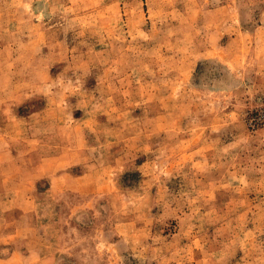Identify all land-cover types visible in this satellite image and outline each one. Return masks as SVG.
Instances as JSON below:
<instances>
[{
  "label": "rangeland",
  "instance_id": "1",
  "mask_svg": "<svg viewBox=\"0 0 264 264\" xmlns=\"http://www.w3.org/2000/svg\"><path fill=\"white\" fill-rule=\"evenodd\" d=\"M0 264H264V0H0Z\"/></svg>",
  "mask_w": 264,
  "mask_h": 264
}]
</instances>
